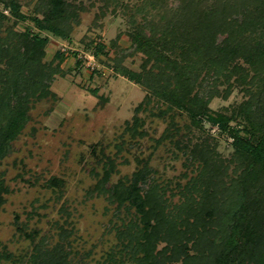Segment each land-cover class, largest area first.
Instances as JSON below:
<instances>
[{
    "label": "trees",
    "instance_id": "obj_1",
    "mask_svg": "<svg viewBox=\"0 0 264 264\" xmlns=\"http://www.w3.org/2000/svg\"><path fill=\"white\" fill-rule=\"evenodd\" d=\"M101 1L97 17L124 3ZM175 1L165 10L167 0H140L133 7L124 3V11H130V45L119 57L141 52L143 71L116 63L118 72L149 89L133 119L126 120L125 132L133 138L128 143L142 147L147 129L138 112L153 96L157 110L150 113L161 116L166 127L160 137L151 138L146 156L135 157L137 165L130 175L113 181L114 156L103 148L96 156L102 172L92 167L97 181L90 190L107 195L116 218L108 228L115 242L99 264H264V0ZM0 3L17 20L31 22L23 31L4 27L6 17L0 10L1 165L29 120L33 101L57 98L50 84L55 73L64 71L45 62L49 37L43 32L69 39L87 7L84 0H36L30 12H24L23 0ZM94 47L92 54L97 56L105 44ZM63 56L64 51L56 52V57ZM235 87L249 96L219 110L211 107L213 98L226 99ZM206 123L217 126L218 133L208 130ZM221 136L232 140L230 157L218 151ZM121 138L123 144L126 140ZM160 146L174 157L184 156L186 170L180 177L185 182L164 177L151 163ZM4 174L0 171V207L11 191ZM44 179L41 185L57 199L63 195V177ZM39 180L36 176L31 183ZM60 211L70 214L65 204ZM64 222L70 223L68 217ZM53 225L59 230L55 243L50 232L38 237V226L25 232L30 249L22 255L0 242V264H90L84 258L90 250L80 253L72 248L73 227L57 219Z\"/></svg>",
    "mask_w": 264,
    "mask_h": 264
},
{
    "label": "rangeland",
    "instance_id": "obj_2",
    "mask_svg": "<svg viewBox=\"0 0 264 264\" xmlns=\"http://www.w3.org/2000/svg\"><path fill=\"white\" fill-rule=\"evenodd\" d=\"M35 1L23 0L22 11L30 12ZM122 1L130 3L131 7L140 2ZM84 2L87 9L81 12V21L74 26L69 39L43 32L49 37L44 60L51 67L60 65L64 74L55 73L50 84L57 98L49 96L33 101L29 120L0 165V171H4L11 189L0 207V242L16 255L25 254L30 249V239L24 233L38 226V237L50 232L53 235L52 243H55L59 239V230L53 222L57 219L65 227H73L74 232L69 237L72 248L80 253L90 250L84 254V258L90 264H99L104 251L115 242L113 232L108 228L110 219L116 218L113 215L114 205L107 195L90 190L97 181L92 167L96 165L95 169L102 172V165L97 162L96 156L102 155V148L114 156L117 171L112 173L113 181L125 174L130 175L137 165L135 157H144L151 151V138L163 134L166 121L150 113L153 109L157 110V97L153 96L151 101L145 103V109L138 112L139 116L145 118L144 127L147 129V135L140 140L142 147L128 143L133 138L130 132H125L126 120L133 119L136 107L149 90L118 72L117 68L121 64L137 72L143 71L141 52L128 54L122 59L119 57L130 45L127 32L130 11H124L123 3L117 7V11L110 8L105 16L97 17L98 6L103 2ZM175 3V0H167L165 6L161 5L162 10L169 9ZM0 10L6 17L4 27L11 26L23 31L31 24L30 20H17L10 8L2 3ZM32 29L37 31L35 26ZM114 39H117L116 43H113ZM99 42L104 43L105 47L99 55L94 56V46ZM57 51H64L63 58L56 57ZM79 57L82 58L81 63L77 62ZM248 96L245 90L235 87L228 98L215 97L210 105L214 110H219L223 106L237 104ZM205 126L211 132L218 133L217 126L212 127L210 123ZM121 137L126 140L123 144ZM231 141V138L219 137L218 151L222 156L232 155L234 148ZM118 144L123 145L119 153ZM183 160V155L174 157L171 151L160 146L151 163L159 166L164 177L180 178L181 182H185L186 178L180 177L186 170ZM188 172L195 173L190 168ZM51 175L61 176L66 182L64 193L58 199L51 189L41 185L44 178ZM36 176L40 180L38 184H32ZM174 199L176 201L178 195ZM62 204L69 209L68 216L62 215ZM35 208L38 213L33 212ZM65 217L70 223L64 222ZM71 256L77 259L73 253Z\"/></svg>",
    "mask_w": 264,
    "mask_h": 264
}]
</instances>
